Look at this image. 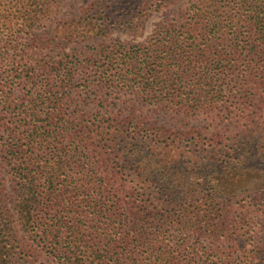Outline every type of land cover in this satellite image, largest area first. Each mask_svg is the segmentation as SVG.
Instances as JSON below:
<instances>
[{"label": "trees", "instance_id": "16d2710c", "mask_svg": "<svg viewBox=\"0 0 264 264\" xmlns=\"http://www.w3.org/2000/svg\"><path fill=\"white\" fill-rule=\"evenodd\" d=\"M61 1L0 0L3 13L0 22L10 27L17 25V31L24 32L27 40L43 51L51 39L40 41L38 31ZM103 4L104 0H98L95 11L106 16ZM11 15L16 16L15 21L10 20ZM187 18L180 27H165L156 39L162 41L151 49L121 56H112L110 52L109 73L114 70L119 78L134 82L137 92L155 99L158 107L172 103L180 108L188 104L197 107L204 104L203 93L210 91L201 88L199 93H188L177 85L187 79L208 78L211 69L215 72L211 81H216L228 74L221 71L227 66L231 68L228 62L241 58L239 51L244 58L264 57V0H203L191 5ZM132 21L126 18V22ZM239 26L246 28L243 35L238 34ZM67 30V36L79 31L70 26ZM253 31L261 36L259 49L247 47ZM189 40H192L190 44ZM195 42L201 44L195 46ZM227 42L230 44L226 45ZM28 62L14 58L7 64L0 89L7 99L11 94V90L5 89L7 84L35 73L37 67ZM41 68L44 72L39 91L33 95L24 89L26 96L22 97L30 105L25 109L32 129L24 130L21 125L18 130L12 126L24 120L17 117L25 113L20 106L18 113L14 110L17 105L10 104L5 109L9 115L5 130L11 141L6 149L8 162L14 166L19 163L20 167L13 171V211L7 206L6 188L0 182V264H11L9 261L15 260L19 252L29 250L18 240L19 232L40 235L43 245L56 236L60 240L56 250L67 256L65 264H264V247L254 245L258 239L245 230L249 208L241 201L244 197L251 203L259 201L258 209L264 212V169L248 168L244 164L252 145L264 159V133L258 136L244 130L226 148L211 145L206 153L197 151L192 158L178 151L180 147L169 146L163 126L155 131L154 139L135 145L136 132L132 134L109 124L103 135L106 133L111 141L110 153L102 161L112 167L131 165L135 180L122 216L121 209L116 207H123V198L113 196V206L108 207L101 190L96 195L99 200L85 197V192L94 185L93 176L81 168L76 158L85 154L87 148L83 144H87V137H74L69 129L70 115L55 125L56 114H63V105L70 100L67 83L72 68L69 64L60 67L57 91L49 83L51 75L46 74L49 68L56 70V61L44 62ZM42 115L47 119L46 124L39 126L38 118ZM55 135L56 145L51 146ZM65 139L70 142L68 146L62 143ZM39 144L42 151L37 154L35 149ZM25 146L33 151L27 154ZM166 148L175 150V154H165ZM164 155L166 160L181 156L187 161L171 168L163 160ZM206 158L216 161L212 169L196 170ZM78 193L79 199L75 198ZM46 198L48 203L42 209L41 202ZM53 199L56 206L51 203ZM92 201L96 202L92 204ZM238 210L240 213L235 215ZM43 214L47 216L42 217ZM76 216L84 220V225L76 221ZM224 242L228 245L221 249Z\"/></svg>", "mask_w": 264, "mask_h": 264}, {"label": "rangeland", "instance_id": "374dc122", "mask_svg": "<svg viewBox=\"0 0 264 264\" xmlns=\"http://www.w3.org/2000/svg\"><path fill=\"white\" fill-rule=\"evenodd\" d=\"M166 1L104 0L106 17L104 13L98 14L95 11L98 0H62L56 5L52 17L44 21L45 26L38 31L41 36L40 41L51 39L48 45L45 44L46 48L43 51L37 50L36 44L28 41L24 32L17 31L19 28L17 25L10 27L11 25L0 22V89L3 88L1 75L6 74L4 71L12 59H19L22 63L29 60V64L37 67L31 78L23 76L19 81L10 82V85L5 86L6 91L11 90L9 99L0 91V182L6 188L5 199L12 211L15 185L13 171L20 166L19 163L18 166H14L8 162L9 154L6 149L11 141L5 130L8 127L5 123L9 118L5 109L10 104L17 105L14 110L18 113L20 106L25 113L22 112L17 117H24V120L12 126H17L18 130H20L18 126L21 125H24L22 127L24 130L32 129V123L29 122L28 112L25 109L30 105L22 97L26 96L24 89L34 93L33 95L39 91L38 88L43 83L41 73L44 71L41 66L44 62L56 61V70L52 68L46 70V74L51 75L49 83L56 86V89L54 88L56 91L59 85L60 67L69 64L72 68L67 83L70 100L65 101L63 114H56L55 125H58L62 119L67 120L70 115L71 133H74L75 138L88 139L87 144H83L87 148L85 154L76 158L81 168L93 176L94 185L91 191L85 192V197L89 196L93 199L97 197L96 199L99 200L100 197L96 195L98 190H101L105 196L103 200L108 203V207L113 206V196L123 198L121 203L123 207H116L121 209L120 215L126 212L128 193L135 186V180L131 165L112 167L111 164L105 165L102 161V157L110 153L111 141L107 139L106 133L103 135L109 124L119 126L132 134L136 132L133 140L135 145L140 141L154 139L155 131L163 126L164 137H169L167 140L169 146L180 147L178 151H184L186 157L192 156V158L197 151L206 153L204 151H208L211 145L220 149L226 148L233 144L244 130H249L258 136L264 133V57L260 55L244 58L243 52L239 51L241 58L228 62L232 69H229V66L222 68L221 71H228V74L220 76L216 81H211L215 75L211 69L212 73L208 78L202 77L200 81L187 79L181 85H177V88L188 93L194 91L199 93L201 88L210 91L203 93L201 99L204 104L197 107L188 104L180 108L175 103L158 107L155 99L137 92L134 82L119 78L114 70L109 73L110 52L113 53L112 56L114 54L121 56L132 51L151 49L154 44L162 41L156 39L164 33L165 27L170 25L180 27L183 22H187L191 5L203 0H174L169 3ZM133 14H136L135 18ZM128 17L133 21L126 22ZM10 20L15 21L16 16L11 15ZM69 26L79 31L67 36L66 31ZM238 31V34L243 35L246 28L239 26ZM253 32L254 35L248 41L250 43L247 47L259 49L261 36L257 31ZM192 40L188 43L190 44ZM199 44L201 43L195 42V46ZM228 44L230 43L227 42L226 45ZM188 47L186 46V49ZM210 56L213 57L214 54ZM19 65L22 66L20 63ZM212 66L217 67L216 64ZM203 71L204 69H198V72ZM248 71H252L251 74ZM21 100L26 102L22 103ZM56 107H58L57 103ZM46 120L43 115L38 118L39 126L45 125ZM62 143L64 146L70 144L67 139ZM47 144L50 143H45ZM162 144L164 145L165 142ZM54 145H56V135L51 146ZM36 146L35 152L40 154L42 151L39 149L40 144ZM24 148L27 154L33 151V149L28 150V146ZM164 151L165 154H175V150L170 151L169 148ZM166 156L164 155L163 160L169 163L171 168L180 167L183 161H187L181 156L168 157L166 160ZM260 156L252 145L250 152L246 153L244 164L248 168L264 169V159ZM221 159L224 161L223 157ZM214 162L216 163L206 158L196 170L206 172L212 169ZM77 197L78 199L81 197L80 193L76 194L75 198ZM244 198L241 201L249 208L246 210L249 223L245 230L258 239L254 245L264 247V212L258 209L260 202L251 203L249 199ZM75 201L79 203V200ZM95 202L92 201V204ZM47 203L46 198L42 200L40 207L43 209ZM51 203L56 206V200L53 199ZM239 213L240 210L235 215ZM46 216L42 215V217ZM75 219L80 225H84V220L79 216ZM18 235V240L20 239L29 250L19 252L15 260L9 261L11 264H65L67 256L56 250L60 247V240L56 239V236L51 237V240L43 245L40 235L36 237L24 232H19ZM223 245L221 249H225L228 244ZM252 247L250 246V249ZM72 260L77 261L75 255Z\"/></svg>", "mask_w": 264, "mask_h": 264}]
</instances>
